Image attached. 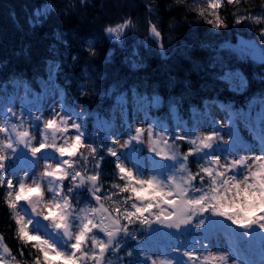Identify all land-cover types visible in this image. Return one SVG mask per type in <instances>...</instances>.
I'll return each instance as SVG.
<instances>
[{"label": "snow or ice", "instance_id": "1", "mask_svg": "<svg viewBox=\"0 0 264 264\" xmlns=\"http://www.w3.org/2000/svg\"><path fill=\"white\" fill-rule=\"evenodd\" d=\"M225 4L239 6L241 0H206V6L196 11L219 30L228 27L219 11ZM50 11L54 9L48 5L44 13L38 10L36 15ZM233 15L235 24H264V14L253 16L247 9L241 12L237 7ZM132 27L129 18L105 27L104 32L119 39ZM149 32L157 40L160 55L165 56L157 25L150 22ZM259 39L264 41V27ZM233 51L241 60L251 58L264 64V48L258 41L242 40ZM89 54L95 55L91 42ZM139 66L132 65L133 69ZM216 79L232 92L248 86L239 71H225ZM161 103L162 98L154 94L149 107L159 108ZM177 103L169 105L171 111L177 110ZM256 120L264 124V110L257 113ZM140 125L125 120L127 139L121 142L117 132L105 146L95 142L88 133L85 113L74 107L61 103L48 117L39 110L33 115L7 108L0 116V202L9 211L19 247L10 248L0 231V264H112L111 257L123 264L134 251L139 264H172V260L153 259L143 249L139 235L160 228L181 235L199 229L208 239L214 226L224 222H230L231 232L241 243L252 244L259 236L264 244V129L254 137L259 154H253L232 121L228 125L213 121L205 132L180 123L181 131L170 132L163 122L145 114ZM177 141L190 147L181 153ZM145 143L159 167L146 170L140 163L138 145ZM106 156L113 158L115 166L110 183L104 182L101 171ZM190 157L195 170L189 167ZM130 240L141 247L128 250ZM195 244L207 255L201 257ZM195 244L187 250L178 240L175 252L187 257L181 264H228V254L210 251V242ZM122 249L124 255H119Z\"/></svg>", "mask_w": 264, "mask_h": 264}, {"label": "trees", "instance_id": "2", "mask_svg": "<svg viewBox=\"0 0 264 264\" xmlns=\"http://www.w3.org/2000/svg\"><path fill=\"white\" fill-rule=\"evenodd\" d=\"M48 5L54 11L36 15L38 10L44 13ZM205 6L194 0H0V92L17 80L41 90L42 82L49 78L50 63L57 62L55 82L64 90L66 104L85 113L88 133L105 146L114 127L113 110L123 95L131 102L143 97L151 101L158 94L162 103L157 116L171 126L174 112L169 105L173 102H178L179 113L191 121L211 101L246 109L252 99L264 95V65L241 60L234 51L231 57L224 49L218 55V44L237 40L246 28L247 22H234L237 7L252 15L263 11L264 0L225 4L219 11L228 27L219 30L198 15L196 9ZM129 18L133 27L119 39L104 32L105 27ZM150 22L161 32L165 56L160 55L157 40L149 32ZM89 42L95 55L89 54ZM216 62L225 63L226 69L239 68L251 77L243 93L229 91L216 79L223 73ZM133 64L140 66L133 69ZM179 146L182 150L190 147L183 141ZM112 160L106 156L102 165L105 183L113 178ZM193 162L191 158V166ZM10 224L9 211L0 202V231L15 250L19 242ZM129 245L131 250L138 249L131 240ZM136 256L134 251L128 258L132 264H138Z\"/></svg>", "mask_w": 264, "mask_h": 264}, {"label": "rangeland", "instance_id": "3", "mask_svg": "<svg viewBox=\"0 0 264 264\" xmlns=\"http://www.w3.org/2000/svg\"><path fill=\"white\" fill-rule=\"evenodd\" d=\"M252 41L246 38H241L240 41ZM23 94L21 91H18V96H17V100L11 102L8 106V108H12L14 111L19 112L21 109H23L24 104H22V97ZM57 95L55 94H49L48 96H46L44 103L41 105H38L37 107L42 109V112L44 113L45 117L49 116V113L52 111L53 107H55L56 109H59L61 107L60 101L56 98ZM260 105H262V102H260ZM259 103H257L255 106V108L253 109V113L257 114L259 111H261V109L264 106H260ZM136 108H137V112L134 114L135 117V124H137L138 126H142L140 125V122L142 120H144L145 117V112H143V110H140V106L138 105V103H136ZM7 109V108H6ZM5 108H3V105L1 106L0 104V116L3 115ZM229 111L228 110H223L221 108H219L216 104L211 105L209 107V112L208 114H206L205 116L201 117L199 123L197 124V132H205L207 130H209V127L212 125L213 121L216 122H220L223 123L225 125H228V121H229ZM148 116V115H147ZM150 120H152L151 118H149ZM125 120H127V115L126 112L123 110V106L121 105L119 107V109L116 111V116H115V122L116 125L115 127L117 128V132L120 133L121 135V142H123L124 139H127V136L125 134ZM128 121V120H127ZM234 124L237 125L236 129L238 130L239 134L242 136L243 140L247 143V144H251L253 142H255V132L254 130H252V127L250 126L249 123L244 122L243 120H238L236 121ZM179 130L181 131V128H179ZM228 129L227 127L224 128V132H226ZM116 132V133H117ZM115 133V134H116ZM114 134V135H115ZM225 139H228L227 136H225ZM252 145V144H251ZM138 147L141 148V153H140V159L141 161H145L146 163L143 164V166L145 167L146 170H150V162L148 160L150 152L148 151V145L147 143L143 144V145H138ZM250 149H252L253 154H259V151H257V147L256 146H250ZM217 220L223 221V218H216ZM217 230V234L211 238L210 244H209V250L212 252H217L218 250L221 252H225L228 254V264H238L236 263V261L233 258L232 252H231V248H230V242L228 241V234H227V229L225 227V222L222 224H217L216 226H214ZM165 230H168L166 228H164ZM160 231H162V228H160ZM172 235H174V230H168ZM262 232L264 230H261ZM156 234V232H155ZM151 255L153 257V259H156L157 261L160 260H172L173 261V256L171 257L170 255H162L163 253L161 251H157V250H151ZM187 260V257L184 259ZM184 260H175L176 264H181L182 261ZM111 261L112 264H114L115 260L113 257H111ZM264 264V263H263Z\"/></svg>", "mask_w": 264, "mask_h": 264}]
</instances>
